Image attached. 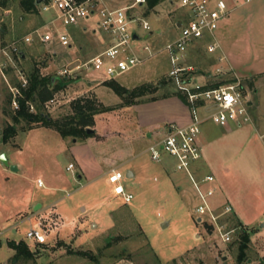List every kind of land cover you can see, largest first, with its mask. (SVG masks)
Segmentation results:
<instances>
[{
	"label": "rangeland",
	"instance_id": "1",
	"mask_svg": "<svg viewBox=\"0 0 264 264\" xmlns=\"http://www.w3.org/2000/svg\"><path fill=\"white\" fill-rule=\"evenodd\" d=\"M176 1L166 0L160 3L148 16H145V9L132 11L134 17H138L139 13L147 17L152 26L148 38L145 33L140 32L143 35L141 40L132 41L133 49L142 54L140 47L149 44L160 52L123 77L114 79L122 86L129 89L147 84L155 86L163 78L170 79L168 73L171 65L168 53L162 49L176 38V23L184 19L186 12L177 8ZM225 1L228 5L233 1V6L229 5V8L233 9L231 17L242 15L241 19L230 27L226 46L234 70L243 77L235 76L228 70L225 66L228 62L219 50L209 53L205 41H197L190 46L187 64L194 67L191 75L194 81L204 80V85L211 81L227 79L242 83L243 92L252 104L249 107L252 122L241 127L231 125L229 128L207 122L201 127V145L208 167L206 168L217 178V184L225 183L239 200L248 203V208L253 207L261 213L264 211V140L260 138V134L264 136V0ZM115 2L124 5L130 1ZM48 17L49 14L40 13L26 15L17 3L11 10L3 11L0 8V25L6 24L10 33L6 37L7 45H0V49L14 41H20L28 32L45 24ZM95 28L97 29V26ZM62 30L74 33L71 27ZM104 36L100 31L96 33L99 40H103ZM74 39L72 49L54 47L57 55L46 53L40 45L21 48L28 56L27 61L39 65L43 75L59 77L60 70L75 56L87 59L98 51L97 43L90 33L82 35L75 32ZM78 47H83V50H77ZM0 64H3L6 70L14 68L17 73L25 65L18 64L14 58L11 62L1 51ZM29 66L25 65L26 68ZM217 68L223 71L217 72ZM8 78L12 85L11 77ZM111 81L113 80L91 82L86 76L71 79L67 87L55 95L54 102L45 107V111L54 120L63 122L73 114L72 103L76 99H94L105 107V111L95 115V124L90 127L94 129L95 135L91 138L98 141L109 139L97 144L95 142L92 144L94 148L104 152L108 161L115 159L113 155L116 148L122 149L121 153H130V156L134 148L135 153L141 151L143 155L140 159L146 170L145 178H153L156 171H165V167L168 172H161L159 182L153 179L142 182L125 178L122 184L126 192L134 196L131 203L127 204L121 196L114 194L113 186L109 185L105 178L89 183L86 179L73 178L72 172L63 167L65 175L69 177V188L59 191L55 196H48V200L53 203L59 200L58 207L61 206L63 214L72 219L67 220L60 210H56L65 227L47 244L40 246L28 243L26 238L34 220L22 221L19 223L18 233L0 236V264H229L236 261L232 255L231 242L222 243L215 237L212 229L197 221L196 208L201 201L188 175L176 169L175 160L164 153L161 162H154L149 152L153 143H147V140L143 139L138 142H126L135 135L136 130L133 126V106L123 105L122 99L106 85ZM163 92L160 88L144 98L159 97ZM9 95V85L1 82L0 130L10 122V117L4 112ZM22 134L20 132L9 144L1 145L0 150L2 147L15 148L18 145V137ZM68 139L71 142H82L87 138ZM66 161L62 160L63 166ZM136 161L131 163L132 166ZM127 166L128 164L121 167V172L125 175ZM165 181L169 187L162 186ZM177 187H180V190ZM33 192L38 198H42L46 189L33 187ZM55 207H39L29 216L33 217L36 223L40 216L48 215ZM163 223L167 224L166 227H162ZM230 225L233 227L231 222ZM22 240L26 241L35 253L33 259H15V251L10 249L7 243ZM78 252L94 255L97 261L78 255ZM227 257L230 258L228 262Z\"/></svg>",
	"mask_w": 264,
	"mask_h": 264
},
{
	"label": "built area",
	"instance_id": "2",
	"mask_svg": "<svg viewBox=\"0 0 264 264\" xmlns=\"http://www.w3.org/2000/svg\"><path fill=\"white\" fill-rule=\"evenodd\" d=\"M129 1L124 5H118L115 0H43L37 6L40 14H49L48 21L28 32L20 41H14L0 51L11 62L15 55L22 53V46L40 45L46 53L57 55L53 50L54 47L62 46L72 49L75 43L74 33L64 32L62 28L71 27L72 30L78 28L85 32L87 27L83 25V22L96 19L97 29L94 27V32L100 31L109 36L111 44L90 58L75 56L60 70L59 77L74 79L86 76L95 81L117 79L160 52L154 50L149 44L140 47L142 54H138L133 49L132 41L141 40L143 35L140 32L145 33V37L148 38L152 32V26L148 18L141 13L138 17L132 14V11L137 9L143 11L146 0ZM176 5L178 9L186 11L184 19L176 23L177 37L169 41L162 50L168 53V61L171 65L168 77L176 90L187 98L191 122L185 127L170 124L165 136L149 147L150 157L152 161L159 163L162 161L163 154L166 153L175 160L176 169L188 175L201 201L196 208L197 221L204 227H211L219 241L230 243L237 232L236 228L231 227L229 221L233 209L230 205H226L222 210L212 206L211 199L216 194L215 176L208 174L198 178L193 165L203 157V148L200 143L202 125L207 121L221 127L231 125L241 127L251 123L253 119L249 110L250 102L243 92L241 81L215 88H205L206 85L194 82L191 77L194 67L187 64V58L190 46L197 41H205L208 44L209 53L219 50L217 31L221 21L230 15L232 9L225 0H177ZM77 50L80 51V48L78 47ZM216 71L223 70L217 68ZM6 72L5 66L0 64V83L5 82L9 85L12 107L18 110L20 89L10 84ZM18 75L22 86L26 87L25 75L20 70ZM51 102H54V99L46 106ZM31 110L34 111V108L31 107ZM73 168L74 165L70 164L67 170L71 171ZM125 178L127 174L118 170H112L108 175L114 194L121 196L125 203L130 204L134 196L126 192L122 184ZM38 186L43 187V182L38 181ZM60 220L61 217L55 209L48 215L40 216L26 233L28 243L47 244L65 227L64 222Z\"/></svg>",
	"mask_w": 264,
	"mask_h": 264
},
{
	"label": "crops",
	"instance_id": "3",
	"mask_svg": "<svg viewBox=\"0 0 264 264\" xmlns=\"http://www.w3.org/2000/svg\"><path fill=\"white\" fill-rule=\"evenodd\" d=\"M229 5L232 7L233 1ZM241 17L242 15L240 16L239 14L232 17L230 15L221 21L217 31V38L220 45L219 51L222 57L228 62L225 63V66L228 67V70H231L235 76L243 77L242 74L234 70L226 46L231 30L230 27L234 22L240 20ZM95 23L96 20L94 21L93 19L83 22V25L87 27V31L85 32H82V30L78 28L73 30L74 33L77 32L82 35L90 33L94 37L97 43L96 46H98V51L91 54L90 57L102 52L111 44V40L107 35L104 36L103 40L96 38V33L94 32ZM175 34L178 35V32ZM79 48L83 50V47ZM200 80L197 79V82L203 84L204 80ZM91 82L97 81L91 80ZM249 106H252L251 102ZM131 109L135 120L133 126L136 130L135 135L126 142H138L143 139L147 140V143H156L165 136L166 130L170 124L185 127L191 122V112L188 102L186 103L178 97H169L137 104L131 107ZM255 127L257 128L256 125ZM18 138V145L15 148L5 149V147H2L0 150V155L5 154L9 163V165H5L0 161V236H7L9 233H18L19 223L25 220L29 222L34 220V226L35 219L29 215L39 207L46 209L56 206L58 209L56 207L53 209L60 210L61 212L63 211L61 210V206L60 208L58 207L60 203L59 200H57L56 203L50 202L48 196H55L59 191H66L69 188L70 181L69 177L64 173V168L66 171L72 172L73 178L86 179L89 183H95V181L105 178L109 185V173L112 170L121 171V167L127 164L128 166L126 169L127 175H129L128 178L142 182L148 179L159 182L161 174L168 172L167 167H165V171H156L153 178L149 176L145 178L146 170H144L140 159L143 153L141 151L135 153V148L132 149L134 152H131V156L129 155L130 153H121L120 151L122 149L116 148L113 155L115 159L110 158L111 160L108 161L106 154L104 155V152L94 148L92 144H95V142L96 144L106 142L109 139L98 141L88 137L82 142H76L74 140L71 142L69 139H64L55 129L44 126L34 127ZM260 138L264 140L262 134H260ZM202 140L203 136L201 133V144ZM64 159L67 161L63 166L62 160ZM134 161H136L135 165L133 164L132 166L131 163H134ZM70 164L74 165L71 171L67 170ZM206 167L207 165L203 157L193 165V170L198 178L211 174L207 169L208 167ZM226 173L229 174V172ZM216 179L217 178H215L214 183L216 194L211 199L212 206L217 210H222L226 205H230L233 209V214L230 218H235L242 225L255 230L251 236L248 259L245 263L264 264V211L260 213L253 207L248 208V203L239 200L234 193L229 191V187L226 186L225 183L220 182L217 184ZM38 181H42L44 186L39 187ZM167 183L168 182L165 181L162 186L164 188L169 187ZM33 187L39 189L45 188L46 192L44 193V197L38 198L33 192ZM177 188L180 190V187ZM62 215L67 220L72 219L64 215L63 212ZM226 260L228 262L230 258L227 257ZM229 264H236V261H231Z\"/></svg>",
	"mask_w": 264,
	"mask_h": 264
},
{
	"label": "trees",
	"instance_id": "4",
	"mask_svg": "<svg viewBox=\"0 0 264 264\" xmlns=\"http://www.w3.org/2000/svg\"><path fill=\"white\" fill-rule=\"evenodd\" d=\"M166 0H146L145 16H148L160 3ZM17 3L20 10L26 15L39 14L38 6L35 0H0V8L11 10ZM19 33V32H18ZM9 30L6 24L0 25V45H7L6 37L9 35ZM7 47V46H6ZM15 60L18 64L30 65L22 67L20 70L27 79L26 87L22 86L19 75L14 68L7 70V74L11 77L12 86L20 89L21 96L18 98L19 109H12V94L9 95L4 109L5 114L10 117V122L6 127L0 130V146L7 145L20 132L25 133L37 126L53 128L58 131L64 139L93 137L95 131L87 133V129H92L95 124L94 117L98 113L105 111L103 105L98 104L94 99L83 97L76 99L72 103L73 114L63 122L54 120L49 113L45 111L46 104L54 99L55 95L63 91L71 79L60 78L52 75H43L39 65L29 63L28 56L25 51L20 55H15ZM235 79H227L223 81H211L205 88H215L224 84L235 82ZM123 101L124 106H134L141 103L156 101L169 97H178L187 103V98L178 92L170 79L163 78L158 85H143L134 89H129L122 86L117 81L113 80L106 83ZM163 89L164 92L159 97L145 99V96L154 94L158 89ZM34 108V111L31 110ZM94 130V129H92ZM229 221L234 228L237 229L234 240L230 243L232 255L236 258V264H243L248 259V251L251 243V236L254 229L239 223L235 218H230ZM211 229V227H208ZM8 246L15 251V259L24 260L33 259L35 253L31 251L30 246L24 240L20 242L9 241ZM38 246V245H36ZM40 246V245H39ZM1 247V244H0ZM78 255L89 257L96 260L94 255L86 252H78Z\"/></svg>",
	"mask_w": 264,
	"mask_h": 264
},
{
	"label": "water",
	"instance_id": "5",
	"mask_svg": "<svg viewBox=\"0 0 264 264\" xmlns=\"http://www.w3.org/2000/svg\"><path fill=\"white\" fill-rule=\"evenodd\" d=\"M43 2V0H35V3H36V5H40L41 3ZM92 132H94V130H92V129H87V133H92ZM0 161L3 163V164H5V165H9V163H8V160H7V157H6V155L5 154H1L0 155ZM127 177H129V175H127ZM166 223H163L162 224V227H166ZM107 242H109V239L107 240Z\"/></svg>",
	"mask_w": 264,
	"mask_h": 264
}]
</instances>
